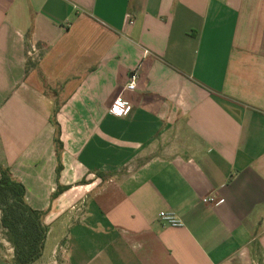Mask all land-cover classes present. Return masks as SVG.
Returning <instances> with one entry per match:
<instances>
[{
    "label": "crops",
    "instance_id": "1",
    "mask_svg": "<svg viewBox=\"0 0 264 264\" xmlns=\"http://www.w3.org/2000/svg\"><path fill=\"white\" fill-rule=\"evenodd\" d=\"M0 166L44 214L34 264L259 263L264 0H0Z\"/></svg>",
    "mask_w": 264,
    "mask_h": 264
},
{
    "label": "trees",
    "instance_id": "2",
    "mask_svg": "<svg viewBox=\"0 0 264 264\" xmlns=\"http://www.w3.org/2000/svg\"><path fill=\"white\" fill-rule=\"evenodd\" d=\"M56 141L60 150L61 141L59 138ZM0 173L1 221L15 248V262L34 264L42 257L48 235V227L42 220L44 214L26 203V189L12 178L9 168L0 166ZM62 191L60 189L57 195Z\"/></svg>",
    "mask_w": 264,
    "mask_h": 264
},
{
    "label": "built area",
    "instance_id": "3",
    "mask_svg": "<svg viewBox=\"0 0 264 264\" xmlns=\"http://www.w3.org/2000/svg\"><path fill=\"white\" fill-rule=\"evenodd\" d=\"M29 59L33 62H37L40 59V51L36 46H31L28 52ZM139 82V69H134L130 73L129 82L125 87L126 91H135L138 88ZM110 113L117 117H124L131 112V106L123 97V95L118 96L109 109ZM205 204L220 205L221 202L216 197H207L203 199ZM160 220L171 227L181 226L180 220L177 218L175 213L172 212H161Z\"/></svg>",
    "mask_w": 264,
    "mask_h": 264
},
{
    "label": "rangeland",
    "instance_id": "4",
    "mask_svg": "<svg viewBox=\"0 0 264 264\" xmlns=\"http://www.w3.org/2000/svg\"><path fill=\"white\" fill-rule=\"evenodd\" d=\"M257 264H264V259L263 258L260 259V262L259 263L257 262Z\"/></svg>",
    "mask_w": 264,
    "mask_h": 264
}]
</instances>
